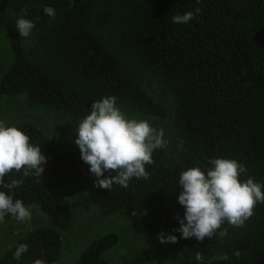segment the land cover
Wrapping results in <instances>:
<instances>
[{"label":"trees","instance_id":"16d2710c","mask_svg":"<svg viewBox=\"0 0 264 264\" xmlns=\"http://www.w3.org/2000/svg\"><path fill=\"white\" fill-rule=\"evenodd\" d=\"M45 6L55 9V18L45 15ZM196 8L188 24L173 23L175 15ZM19 18L35 24L27 38L18 34ZM0 30L12 55L0 96L22 97L75 120L85 118L92 103L115 96L119 107L163 119L159 93L173 101L179 135L174 156L154 151L148 179L106 190L95 186L78 148L62 152L35 125H15L41 146L47 163L41 178L13 170L5 183L22 180L14 199L36 207L47 225L18 239L0 264H17L13 253L20 244L28 246L23 264L37 258L60 264L62 234L73 218L54 192L67 186L88 194L101 217L124 218L135 235H176L178 264H264V203L243 226L225 223L203 241L172 232L184 212L177 201L182 171H206L210 160L229 158L246 167L240 179L264 184V0H0ZM4 221L17 222L11 216ZM117 242L114 234L92 241L75 264H109L103 255Z\"/></svg>","mask_w":264,"mask_h":264},{"label":"clouds","instance_id":"9594fccd","mask_svg":"<svg viewBox=\"0 0 264 264\" xmlns=\"http://www.w3.org/2000/svg\"><path fill=\"white\" fill-rule=\"evenodd\" d=\"M72 2V0H70ZM199 2V0H198ZM46 16L55 18V9L45 6ZM200 9L188 11L173 17V23L188 24ZM35 24L27 18H19L16 28L21 37H29ZM74 143L78 146L81 160L89 166V172L96 178L95 186L110 190L113 185L127 188L133 178L148 179L146 165L153 163L152 155L157 149H164L163 129L154 128L147 119L129 118L117 105V97H102L92 103L90 113L74 130ZM47 158L41 153V146L34 144L29 134L15 125L9 126L0 120V222L5 216L16 221L31 219L30 206L14 199L13 189L19 188L22 180L12 179L5 183V177L15 170L23 169V176L32 174L41 178ZM206 171L192 167L180 173L177 184L181 191L177 201L184 209L183 216H177L180 238H195L203 241L213 237L225 223L241 227L253 215L258 203H264V184L249 177L240 179L246 167L235 159L214 158ZM114 173L105 175L108 172ZM227 235V229L219 232ZM160 243H176L177 236L161 231ZM28 252L26 244H20L13 253L17 264H23L22 256ZM235 255H239L236 252ZM198 261L203 257L198 253ZM227 260V255L219 257ZM33 264H48L46 258H37Z\"/></svg>","mask_w":264,"mask_h":264},{"label":"rangeland","instance_id":"374dc122","mask_svg":"<svg viewBox=\"0 0 264 264\" xmlns=\"http://www.w3.org/2000/svg\"><path fill=\"white\" fill-rule=\"evenodd\" d=\"M12 60L7 34L0 30V79L7 71ZM166 117L148 118L131 112L125 107L121 110L129 118L147 119L156 129H163L164 148L169 156L179 150V135L175 129L173 101L160 95ZM0 120L7 125L29 122L41 129L62 151H72L78 146L74 143L75 129L81 120L72 119L67 114L54 113L38 106H29L25 99L0 96ZM71 212L72 226L62 234V257L60 264H75L83 250L92 242L105 235L114 234L116 246L103 255L109 264H178L173 256L175 243H160L158 234L135 235L128 222L121 217L103 218L93 206L88 194L76 186H67L54 192ZM31 219L15 223L0 222V256L18 239L37 226L47 225L44 215L36 208L31 209Z\"/></svg>","mask_w":264,"mask_h":264}]
</instances>
